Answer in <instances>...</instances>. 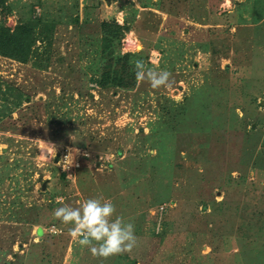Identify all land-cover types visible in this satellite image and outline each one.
<instances>
[{"label":"rangeland","instance_id":"rangeland-1","mask_svg":"<svg viewBox=\"0 0 264 264\" xmlns=\"http://www.w3.org/2000/svg\"><path fill=\"white\" fill-rule=\"evenodd\" d=\"M0 24V264H264V0H0ZM105 36L172 86L100 88ZM101 197L130 253L54 216Z\"/></svg>","mask_w":264,"mask_h":264},{"label":"clouds","instance_id":"clouds-1","mask_svg":"<svg viewBox=\"0 0 264 264\" xmlns=\"http://www.w3.org/2000/svg\"><path fill=\"white\" fill-rule=\"evenodd\" d=\"M134 68L136 79L147 80L153 89L172 86L171 73L167 70L156 71L148 68L143 60H137ZM41 144L45 148V156L54 160L56 146L44 141ZM79 154L78 148L67 150V155L62 159L67 165L65 170L73 166L75 157ZM54 216L63 224L72 225L70 235L81 246L88 247L94 257L107 259L130 253L137 246L134 225L116 215V208L111 200H104L102 197L89 198L82 201L79 207L63 204L54 210Z\"/></svg>","mask_w":264,"mask_h":264},{"label":"trees","instance_id":"trees-1","mask_svg":"<svg viewBox=\"0 0 264 264\" xmlns=\"http://www.w3.org/2000/svg\"><path fill=\"white\" fill-rule=\"evenodd\" d=\"M19 28L22 31L25 29L23 26ZM9 36V30L0 24V48L10 40ZM112 42L113 40L106 36L103 38L102 59L99 62V66L100 64L102 65V75H100V80L97 84L102 89L112 85L115 88L130 90L136 86L137 82L134 65L130 64L129 55H123L120 52L116 54L115 47L113 50L109 49L113 45ZM116 49L118 50V47ZM117 57L119 59H116ZM114 59L116 60L114 61ZM112 60L115 68L113 70L111 69Z\"/></svg>","mask_w":264,"mask_h":264},{"label":"built area","instance_id":"built-area-1","mask_svg":"<svg viewBox=\"0 0 264 264\" xmlns=\"http://www.w3.org/2000/svg\"><path fill=\"white\" fill-rule=\"evenodd\" d=\"M66 156V155H65ZM64 156V157H65ZM63 157V158H64ZM63 158H61V162L63 163V169L65 170L67 165L66 163L62 160ZM76 167H78V162H77V157H75V162L73 164V166H71L70 168H68L67 170H65L64 172L67 173V176H71L72 170L75 169Z\"/></svg>","mask_w":264,"mask_h":264}]
</instances>
